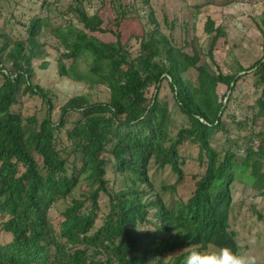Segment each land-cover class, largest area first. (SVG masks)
Listing matches in <instances>:
<instances>
[{
  "label": "trees",
  "instance_id": "1",
  "mask_svg": "<svg viewBox=\"0 0 264 264\" xmlns=\"http://www.w3.org/2000/svg\"><path fill=\"white\" fill-rule=\"evenodd\" d=\"M102 2L89 14L85 0H74L61 12L68 15L64 24L52 27L49 16L37 13L16 21L27 36L2 34L0 231L9 240L0 242V264H182L190 246L240 250L231 228L234 192L242 185L264 196V53L248 67L223 72L215 49L227 33L208 15L207 50L193 45L190 52L157 28L136 36L135 54L121 31L128 4L105 16L107 0ZM52 4L63 11L60 0L40 6ZM46 27L65 49L59 74L89 87L106 86L108 100L76 95L53 116L52 98L33 82ZM107 33L115 39L103 38ZM249 73L259 93L250 106L255 112L243 120L232 115L239 127L233 132L224 117ZM165 82L173 105L161 96ZM27 94L45 101L42 118L14 108ZM219 132L225 136L221 148L215 144ZM191 160L201 171L192 175L194 187L184 197L179 187ZM152 164L171 168L175 182L157 188ZM62 200L67 205L53 217Z\"/></svg>",
  "mask_w": 264,
  "mask_h": 264
},
{
  "label": "rangeland",
  "instance_id": "2",
  "mask_svg": "<svg viewBox=\"0 0 264 264\" xmlns=\"http://www.w3.org/2000/svg\"><path fill=\"white\" fill-rule=\"evenodd\" d=\"M42 2L43 0H0V46L5 41L2 34L12 39L27 36L26 28L16 25V21L23 17L27 19L39 13L49 16L52 27L64 24L68 15L61 12L66 11L74 0H60L63 11H59L56 4L42 8L40 6ZM114 2L115 4L107 0V5L103 9L104 14L114 16L122 4H128L131 10L121 31L124 40L129 42L135 54L139 47L136 36L142 34L143 29L157 28L176 45L186 46L190 52L193 45L207 50L209 36L204 30V24L208 15L215 19L216 26H222L227 33L219 39L215 49L216 62L223 72L237 71L240 66L248 67L264 53V0H114ZM8 3L12 6L9 7ZM13 4L19 5L13 6ZM102 4V0H85V8L89 14L96 12ZM12 12L14 17H11ZM152 18H155L156 22H152ZM75 22L77 23L76 19ZM52 27L44 28L39 35L43 53L33 60L35 73L33 82L42 86L52 98L53 116L58 118L61 107L76 95L86 93L91 95V100H108L109 89L106 86L89 87L85 82L59 74L58 58L65 49L53 34ZM102 37L108 40L115 39L108 33ZM64 60L67 64L71 63L69 59ZM80 67L83 69L87 64L82 62ZM190 75L195 77L196 71L191 70ZM253 83L252 73L239 81L234 98L226 112L224 118L227 127L233 132H238L239 127L232 121V115L238 120H243L247 115L251 116L255 112L250 106H255L259 93L256 92ZM226 89L224 85L221 89L222 93ZM161 96L173 105V94L166 82L163 84ZM14 108L21 111L25 117L37 114L42 118L47 106L40 96L27 94L21 97ZM176 118L180 123L179 116ZM62 136L65 138V133H62ZM224 139V134L219 132L215 144L221 148ZM196 152L195 150V154ZM199 171L201 169L196 160L189 161L186 166L187 177L184 184L179 187L182 196L187 197L193 189L192 175ZM149 174L157 188H161L164 183H174L177 178L171 168H158L156 164H152ZM82 188L84 189L85 186L76 189V195L83 192ZM103 201L106 202V197H103ZM67 203V200L59 201L51 211L52 216L59 215ZM108 209V206H103L104 211ZM231 228L238 232L240 250L255 256L257 264H264V196L250 189L245 191L243 186L239 185L234 192ZM8 240L9 236L0 231V242Z\"/></svg>",
  "mask_w": 264,
  "mask_h": 264
},
{
  "label": "clouds",
  "instance_id": "3",
  "mask_svg": "<svg viewBox=\"0 0 264 264\" xmlns=\"http://www.w3.org/2000/svg\"><path fill=\"white\" fill-rule=\"evenodd\" d=\"M190 248L191 250L183 257L182 264H257L255 256L230 245H216L212 248L190 246Z\"/></svg>",
  "mask_w": 264,
  "mask_h": 264
}]
</instances>
